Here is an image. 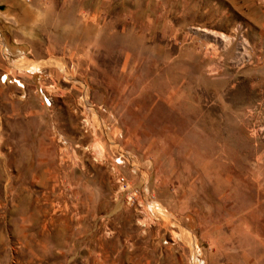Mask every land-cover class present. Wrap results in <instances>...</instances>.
Wrapping results in <instances>:
<instances>
[{"label":"rangeland","instance_id":"obj_1","mask_svg":"<svg viewBox=\"0 0 264 264\" xmlns=\"http://www.w3.org/2000/svg\"><path fill=\"white\" fill-rule=\"evenodd\" d=\"M0 264H264V0H0Z\"/></svg>","mask_w":264,"mask_h":264},{"label":"built area","instance_id":"obj_2","mask_svg":"<svg viewBox=\"0 0 264 264\" xmlns=\"http://www.w3.org/2000/svg\"><path fill=\"white\" fill-rule=\"evenodd\" d=\"M47 87L52 88L53 83L48 84ZM51 95V90H48V92L44 93L43 95L44 101L48 104L51 103ZM111 170L113 172L116 184L118 185L117 192L123 194V197L127 203L135 204V202L137 201L138 188L136 186H131L129 181L120 172H118V170L115 169L114 165H111Z\"/></svg>","mask_w":264,"mask_h":264}]
</instances>
